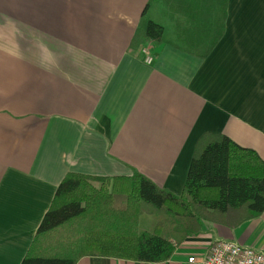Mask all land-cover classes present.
Wrapping results in <instances>:
<instances>
[{
    "label": "crops",
    "instance_id": "0c3cea01",
    "mask_svg": "<svg viewBox=\"0 0 264 264\" xmlns=\"http://www.w3.org/2000/svg\"><path fill=\"white\" fill-rule=\"evenodd\" d=\"M179 2L0 0V264H21L68 173H139L179 196L204 135L264 162V0H227L222 36L202 58L182 50L197 30ZM149 22L163 33L146 64L148 43L131 42ZM221 240L264 254V212L235 227L203 223L163 263L76 264H200Z\"/></svg>",
    "mask_w": 264,
    "mask_h": 264
},
{
    "label": "trees",
    "instance_id": "16d2710c",
    "mask_svg": "<svg viewBox=\"0 0 264 264\" xmlns=\"http://www.w3.org/2000/svg\"><path fill=\"white\" fill-rule=\"evenodd\" d=\"M187 2L177 8L194 29L187 28L198 32L182 37L181 47L202 58L222 36L227 0ZM162 33L159 24L149 22L131 46L143 41L152 47ZM263 212L264 162L226 136L204 135L179 196L139 173L66 174L21 264H76L85 257L163 263L185 239L200 234L203 223L235 227Z\"/></svg>",
    "mask_w": 264,
    "mask_h": 264
},
{
    "label": "built area",
    "instance_id": "2783aa9c",
    "mask_svg": "<svg viewBox=\"0 0 264 264\" xmlns=\"http://www.w3.org/2000/svg\"><path fill=\"white\" fill-rule=\"evenodd\" d=\"M143 60L146 64L152 62L150 47L141 48ZM193 257L188 258L189 264H194ZM200 264H264V254L252 248L243 247L229 241L213 242Z\"/></svg>",
    "mask_w": 264,
    "mask_h": 264
}]
</instances>
